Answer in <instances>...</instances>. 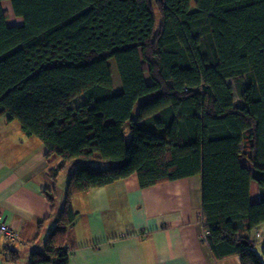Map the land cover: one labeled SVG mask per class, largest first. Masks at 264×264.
<instances>
[{"label":"trees","instance_id":"obj_1","mask_svg":"<svg viewBox=\"0 0 264 264\" xmlns=\"http://www.w3.org/2000/svg\"><path fill=\"white\" fill-rule=\"evenodd\" d=\"M3 1L0 116L48 147L53 181L69 177L28 264H70L51 237L75 224L73 194L134 173L142 187L201 174L214 256L264 264V0H9L17 24Z\"/></svg>","mask_w":264,"mask_h":264},{"label":"crops","instance_id":"obj_2","mask_svg":"<svg viewBox=\"0 0 264 264\" xmlns=\"http://www.w3.org/2000/svg\"><path fill=\"white\" fill-rule=\"evenodd\" d=\"M47 152L21 122L7 113L0 116V221L16 232L12 240L0 234V264H14L9 248L18 255L17 264H28L57 224L69 177L61 172L56 181L50 178ZM52 188L58 196L53 202L45 192ZM250 196L259 199L255 181ZM72 204L78 212L75 224L51 237L74 250L70 264H227L225 259L236 255L217 259L206 241L199 173L148 187L134 173L75 192Z\"/></svg>","mask_w":264,"mask_h":264},{"label":"rangeland","instance_id":"obj_3","mask_svg":"<svg viewBox=\"0 0 264 264\" xmlns=\"http://www.w3.org/2000/svg\"><path fill=\"white\" fill-rule=\"evenodd\" d=\"M3 7H4L5 12L8 15V22L9 23H16L17 24L18 22H21L22 19L15 15V13L13 11V8H12L11 3H10L9 0H4L3 1ZM80 98L82 99V96L81 95L80 96H77L73 100V102L77 101ZM62 173H63V175H61V176H63V177H64L65 174H68L67 171H63ZM56 198L58 199V196L57 195H56ZM256 247L259 250V252H260V254H261V256H262V258L264 260V251H263V248L260 245H258V244H256ZM224 262H227V264H240L239 257H238L237 254L233 258L230 257V259H225Z\"/></svg>","mask_w":264,"mask_h":264},{"label":"built area","instance_id":"obj_4","mask_svg":"<svg viewBox=\"0 0 264 264\" xmlns=\"http://www.w3.org/2000/svg\"><path fill=\"white\" fill-rule=\"evenodd\" d=\"M0 234L6 236L9 239L16 238V232L13 228H11L5 221H0ZM206 236V235H205ZM253 239L256 243L264 245V230L261 228H257L254 230Z\"/></svg>","mask_w":264,"mask_h":264}]
</instances>
